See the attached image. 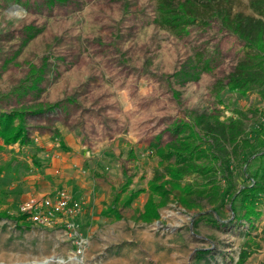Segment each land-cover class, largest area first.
Instances as JSON below:
<instances>
[{"label":"rangeland","instance_id":"obj_1","mask_svg":"<svg viewBox=\"0 0 264 264\" xmlns=\"http://www.w3.org/2000/svg\"><path fill=\"white\" fill-rule=\"evenodd\" d=\"M156 5L0 0V106L28 110L31 138L0 149V165H9L0 176L3 207L19 215L24 197L59 188L84 201L72 226L0 217V264H264L262 234L260 248L237 261L248 225L231 220L227 194L188 206L172 193L159 216L141 217L160 166L153 142L165 144L175 121L197 113L227 118L244 110L243 135L259 148L247 169L264 173V93L241 95L217 83L242 42L216 20L177 35L157 22ZM239 7L251 11L247 0ZM32 66L43 68L39 88L17 94ZM199 70L198 78L189 76ZM241 159L231 161L234 186L243 180ZM139 187L146 190L131 205H117L120 218L101 213L119 191L123 198Z\"/></svg>","mask_w":264,"mask_h":264},{"label":"trees","instance_id":"obj_2","mask_svg":"<svg viewBox=\"0 0 264 264\" xmlns=\"http://www.w3.org/2000/svg\"><path fill=\"white\" fill-rule=\"evenodd\" d=\"M241 1L157 0L156 20L177 35L188 33L193 24L208 25L216 20L221 28L242 42L241 55L226 76L217 80L219 87H226L241 95L253 90L264 93V0H247L250 12L239 7ZM200 73V70L192 71L189 76L198 78ZM43 76L42 67L32 66L26 82L15 89L16 93L24 94L28 88L38 89ZM40 108L34 111H42ZM27 111L23 108L7 110L0 106V149L16 142H31L27 130ZM235 112L236 116L227 118H220L216 112H200L189 121H175L171 126L172 138L168 142H153L161 156L160 166L148 181L149 197L141 217L152 220L159 216L160 206L172 198V193L188 206L199 205L204 199L218 202L221 195L227 194L232 210L231 220H244L248 225L241 231L243 243L237 258L238 262H244L260 248L259 235H264V220L260 226L255 224L256 220L264 216V173L247 169L259 148H255L253 141L243 135L247 113L242 109ZM239 156L246 167L243 169V180L234 186L231 161L233 157ZM8 166L0 165V176ZM131 180L129 178L127 183H131ZM144 190L146 188L131 189L123 198L119 191L101 213L107 217L120 218L119 202L122 201L125 206L131 205ZM5 202L6 195L0 192V217L16 216L19 225L25 222L26 215L11 214L8 208L3 207ZM206 220L214 225L220 223L216 217ZM258 228L259 231L252 233V229Z\"/></svg>","mask_w":264,"mask_h":264},{"label":"built area","instance_id":"obj_3","mask_svg":"<svg viewBox=\"0 0 264 264\" xmlns=\"http://www.w3.org/2000/svg\"><path fill=\"white\" fill-rule=\"evenodd\" d=\"M84 201L66 188H59L54 194L32 195L20 201L18 211L33 223L49 226L65 222L72 226L70 218L78 214Z\"/></svg>","mask_w":264,"mask_h":264},{"label":"crops","instance_id":"obj_4","mask_svg":"<svg viewBox=\"0 0 264 264\" xmlns=\"http://www.w3.org/2000/svg\"><path fill=\"white\" fill-rule=\"evenodd\" d=\"M42 194H43V193H42ZM42 194H41V193H40V194H39V193H38V194H30V195H27L26 197H24L23 199H25V198H27V197H29V196H32V195H42ZM23 199H22V200H23ZM3 206H4V205H3ZM17 211H18V207H17ZM18 214H19V211H18Z\"/></svg>","mask_w":264,"mask_h":264}]
</instances>
